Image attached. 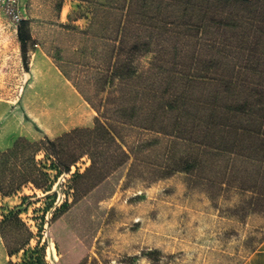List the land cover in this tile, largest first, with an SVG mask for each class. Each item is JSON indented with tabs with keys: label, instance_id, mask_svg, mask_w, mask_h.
I'll use <instances>...</instances> for the list:
<instances>
[{
	"label": "rangeland",
	"instance_id": "1",
	"mask_svg": "<svg viewBox=\"0 0 264 264\" xmlns=\"http://www.w3.org/2000/svg\"><path fill=\"white\" fill-rule=\"evenodd\" d=\"M127 1L0 0V153L17 139L34 143L19 156H34L50 175L38 179L46 192L31 182L0 192V264L22 259L5 241L26 236L39 264H264L260 166H232L226 155L221 168H207L208 180L197 171L159 175L154 168L189 147L174 144L167 158L169 138L99 116L85 99L78 79L110 57ZM153 56L136 53V69ZM98 116L131 159L103 180L85 172L87 155L55 176L46 139L93 127Z\"/></svg>",
	"mask_w": 264,
	"mask_h": 264
},
{
	"label": "trees",
	"instance_id": "2",
	"mask_svg": "<svg viewBox=\"0 0 264 264\" xmlns=\"http://www.w3.org/2000/svg\"><path fill=\"white\" fill-rule=\"evenodd\" d=\"M126 4L110 57L87 82L78 79L85 99L99 116L169 138L167 155L174 144L189 147L177 158L171 152L169 162L154 168L159 175L197 171L208 180L207 168L213 161L221 168L226 155L232 166L253 162L264 174V0ZM18 36L23 43L20 26ZM148 52L154 53L149 66L136 69V53ZM99 116L93 127L46 139L45 156L52 159L55 176L87 155L91 163L85 172L95 171L103 180L131 159ZM21 146L36 144L17 139L0 153V192L17 191L28 182L46 192L48 186L38 180H49L45 165L32 155L19 156ZM13 213L5 216L9 223ZM29 238L6 239L9 255L23 251L20 261L9 264H39L27 255Z\"/></svg>",
	"mask_w": 264,
	"mask_h": 264
},
{
	"label": "bare ground",
	"instance_id": "3",
	"mask_svg": "<svg viewBox=\"0 0 264 264\" xmlns=\"http://www.w3.org/2000/svg\"><path fill=\"white\" fill-rule=\"evenodd\" d=\"M57 103V102H56ZM56 119V118H55Z\"/></svg>",
	"mask_w": 264,
	"mask_h": 264
}]
</instances>
